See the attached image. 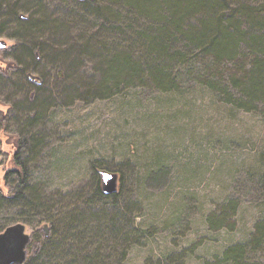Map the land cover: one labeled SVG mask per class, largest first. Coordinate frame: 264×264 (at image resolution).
I'll list each match as a JSON object with an SVG mask.
<instances>
[{
    "label": "rangeland",
    "instance_id": "obj_1",
    "mask_svg": "<svg viewBox=\"0 0 264 264\" xmlns=\"http://www.w3.org/2000/svg\"><path fill=\"white\" fill-rule=\"evenodd\" d=\"M41 1L44 9L35 16L60 18L51 21L66 30L63 38L51 27L42 32L46 41L35 48L41 54L37 66L24 57L19 27L0 23V39L7 43L0 49V111L7 114L0 123V188L6 191L3 175L14 166L19 135L28 141L18 158L32 190L29 200L0 206V225L22 222L33 241L47 224L52 241H63V217L69 214H120L123 229L134 233L114 248L113 264H223L228 248L264 233V104L228 103L189 79L177 91L136 82L110 96L87 98L86 84L103 75L86 46L71 45L89 40L105 20L88 13L86 20L70 19L83 12L72 0ZM69 47L68 57L60 59L58 52ZM55 55L65 60L57 68ZM11 61L44 84L28 86L18 69L6 71ZM67 72L72 76L63 87ZM71 84H80L73 85L78 95ZM93 164L122 174L120 195L105 205L86 203L97 185ZM246 258L248 264H264V242L249 245Z\"/></svg>",
    "mask_w": 264,
    "mask_h": 264
},
{
    "label": "trees",
    "instance_id": "obj_2",
    "mask_svg": "<svg viewBox=\"0 0 264 264\" xmlns=\"http://www.w3.org/2000/svg\"><path fill=\"white\" fill-rule=\"evenodd\" d=\"M72 1L75 7H83V12L69 14L70 19L86 20L84 15L88 13L94 20H105L94 36L81 42L83 45H71V48L77 50L86 46L87 52L95 55L103 75L98 82L86 84L91 87L87 91V98L95 95L110 96L121 85L136 82H151L162 90L177 91L181 88V81L189 79L215 91L228 103L239 106L242 102L248 106L260 101L264 104V0ZM42 3L41 0H0V23H14L19 27L16 34L25 39L21 45L24 57L36 61L34 66L39 64L41 54L38 50L46 41L42 32L51 27L53 34H61L63 38L66 30L58 21H51L60 18L53 19L47 13L39 18L35 16L38 10L44 9ZM19 10H24V13L19 14ZM36 47L38 50H35ZM69 49L58 52L61 53L60 59L68 57ZM17 59H21L19 54ZM53 62L55 68L62 63L56 55ZM11 69H18V75L24 76L28 86L44 84L42 79V84L36 85L27 74L25 76V68L19 69L18 63L14 61L7 63L5 70ZM0 75V78H4ZM70 75L72 72L64 74L60 85L66 87ZM73 85L80 84H71L78 95V89ZM6 117L7 114L0 111L2 126ZM35 119L36 116H32L30 121ZM27 142L17 135L14 166L4 172L2 185L6 191L0 188V206L7 200L27 199L26 196L32 191L29 189L27 167L18 158L28 146ZM98 168L111 170L106 165L93 164L97 185L89 200H86L89 206L105 205L111 198L116 199L122 190L123 178L119 173L118 191L105 194L100 186ZM12 176H15L17 182H10V179H14ZM13 183L18 191H13ZM112 207L115 208V205ZM82 213L77 211L63 217V241H52V226H49L47 235L44 229H39V238L30 240L26 258L21 264H113L112 252H117L114 248L129 240L128 237L134 232L123 229L118 218L120 214L109 216L103 210L102 214L99 211L89 216ZM226 213L223 210L222 216ZM68 223L70 226L66 229ZM94 223L98 224L96 228ZM6 226L0 225V231ZM259 228L262 231V227ZM253 239L251 243L228 248L224 252L223 261L248 264V246L255 247L264 242V233H257ZM107 249L111 254L102 252Z\"/></svg>",
    "mask_w": 264,
    "mask_h": 264
},
{
    "label": "water",
    "instance_id": "obj_3",
    "mask_svg": "<svg viewBox=\"0 0 264 264\" xmlns=\"http://www.w3.org/2000/svg\"><path fill=\"white\" fill-rule=\"evenodd\" d=\"M7 43L0 39V49L5 48ZM100 186L105 194L118 191L120 175L118 171L107 168H98ZM45 234H48V225L44 224ZM30 233L22 222L7 225L0 231V264H21L27 255V245Z\"/></svg>",
    "mask_w": 264,
    "mask_h": 264
},
{
    "label": "flooded vegetation",
    "instance_id": "obj_4",
    "mask_svg": "<svg viewBox=\"0 0 264 264\" xmlns=\"http://www.w3.org/2000/svg\"><path fill=\"white\" fill-rule=\"evenodd\" d=\"M32 73L31 72H29V73H27V76H28V78L30 79V80H32L36 85H41L42 84V80H40V79H36V75H31Z\"/></svg>",
    "mask_w": 264,
    "mask_h": 264
}]
</instances>
